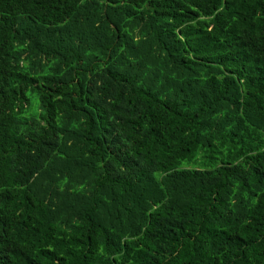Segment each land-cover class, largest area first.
Wrapping results in <instances>:
<instances>
[{"label": "trees", "instance_id": "16d2710c", "mask_svg": "<svg viewBox=\"0 0 264 264\" xmlns=\"http://www.w3.org/2000/svg\"><path fill=\"white\" fill-rule=\"evenodd\" d=\"M0 264H264V0H0Z\"/></svg>", "mask_w": 264, "mask_h": 264}]
</instances>
